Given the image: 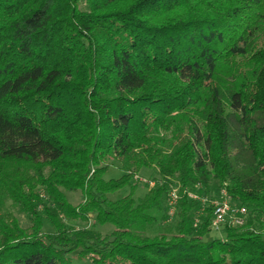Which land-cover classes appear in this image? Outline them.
<instances>
[{
	"label": "trees",
	"instance_id": "obj_1",
	"mask_svg": "<svg viewBox=\"0 0 264 264\" xmlns=\"http://www.w3.org/2000/svg\"><path fill=\"white\" fill-rule=\"evenodd\" d=\"M143 168L159 177L136 200ZM212 181L248 209L225 238L187 193ZM91 216L114 230L69 223ZM74 258L264 264V0H0V264Z\"/></svg>",
	"mask_w": 264,
	"mask_h": 264
},
{
	"label": "rangeland",
	"instance_id": "obj_2",
	"mask_svg": "<svg viewBox=\"0 0 264 264\" xmlns=\"http://www.w3.org/2000/svg\"><path fill=\"white\" fill-rule=\"evenodd\" d=\"M250 59L249 58H244L243 61V65L247 66L250 64ZM123 171L120 168L119 164H113L111 165L108 170L105 173V178L106 179H118L122 176ZM138 179L140 180V183L138 185V187L135 189L133 196L136 200H140L141 198H143L148 189H149V183L150 181H153L155 178H158L159 175L157 174L156 170L154 168H143L139 173H138ZM177 185H179L178 183H176ZM210 192L211 194H213V196L218 197L220 195V190L218 188V184L216 181H212L210 184ZM67 196H68V200L73 204V205H77L78 203H80L81 201H83V194L81 191H66ZM130 193V186L127 185L124 188L110 194V197L112 199H118L121 197H124L126 195H128ZM232 201V200H231ZM234 203V202H233ZM11 201H7V207L8 209L12 210L14 212V214L17 216L21 226L23 227H27L29 226L30 222L29 219L27 217V215L25 213H23L19 207H14L11 205ZM235 204V203H234ZM168 207V206H167ZM167 207L164 205L163 207V211L161 212H157V215H159V217H162V215H164V213L166 214L167 211V215H168V210ZM174 219H165L164 221H162V219L160 218V223L157 222L153 228L149 229L147 232L149 234H155L157 232H159V230L161 228L164 227L165 224L168 223H172ZM94 217L91 216V219L89 222H82V221H69L70 224L75 225L76 227H95L97 230H99L100 232H102V234H107V233H111L114 230V225L110 224V223H106V224H98V223H94ZM161 223L163 224V226L161 227ZM43 231H53V227L52 225L45 220L44 223V227H43ZM226 236V232L224 227H222L220 230H211V232L205 236V239H214V238H225ZM73 262L75 264H91L90 261L88 259H77L74 258Z\"/></svg>",
	"mask_w": 264,
	"mask_h": 264
},
{
	"label": "built area",
	"instance_id": "obj_3",
	"mask_svg": "<svg viewBox=\"0 0 264 264\" xmlns=\"http://www.w3.org/2000/svg\"><path fill=\"white\" fill-rule=\"evenodd\" d=\"M150 186H153L155 182L150 181ZM186 191V190H185ZM188 195L193 198L200 200L202 203L201 211L204 210L206 205L210 204L213 206V218L211 227L214 230H220L225 225H243L246 222L248 215V209L245 206L234 204L231 201L226 189L220 190L218 197H210L207 195L198 194L193 191H187ZM181 198L180 186L173 183L170 185L168 204L169 219H172L175 215L177 204Z\"/></svg>",
	"mask_w": 264,
	"mask_h": 264
}]
</instances>
